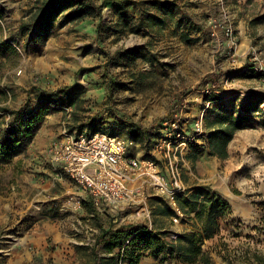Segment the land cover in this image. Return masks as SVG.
I'll list each match as a JSON object with an SVG mask.
<instances>
[{"label":"rangeland","instance_id":"374dc122","mask_svg":"<svg viewBox=\"0 0 264 264\" xmlns=\"http://www.w3.org/2000/svg\"><path fill=\"white\" fill-rule=\"evenodd\" d=\"M95 1L101 19L59 21L47 41L26 47L19 28L36 0H0V140L13 112L22 123V135L14 137L21 165L13 172L0 165V264H102L108 244L119 254L133 233L154 232V225L168 227L155 232L165 251L138 241L130 254L139 255L137 264H174L161 262L166 244L175 232L199 228L190 203L181 228H169L168 215L158 210L165 200L150 202V217L97 208L52 163L51 148L65 131H110L144 148L168 118L178 115L189 126L204 112L207 127L219 111L249 120L230 142L227 162L203 154L205 146L194 169L185 166L184 179L192 195L204 189L229 206L220 236L203 246H217L215 264H258L256 257L264 258V0ZM249 96L257 103L252 113L245 110ZM71 194L84 198L79 211L68 205Z\"/></svg>","mask_w":264,"mask_h":264},{"label":"built area","instance_id":"2783aa9c","mask_svg":"<svg viewBox=\"0 0 264 264\" xmlns=\"http://www.w3.org/2000/svg\"><path fill=\"white\" fill-rule=\"evenodd\" d=\"M208 138L204 112L189 126L175 115L161 123L144 148L110 131H65L50 155L52 163L97 208L113 205L139 217H150V202L161 198L178 219H184L177 200L192 191L184 179V168L191 163L187 157L193 147L208 146ZM83 201L81 194H71L67 199L73 211H79Z\"/></svg>","mask_w":264,"mask_h":264},{"label":"trees","instance_id":"16d2710c","mask_svg":"<svg viewBox=\"0 0 264 264\" xmlns=\"http://www.w3.org/2000/svg\"><path fill=\"white\" fill-rule=\"evenodd\" d=\"M102 18V6L97 4L95 0H36L33 8L22 19L19 28L20 33L26 38V47L45 42L53 31L54 25L57 22L62 24L79 23L90 17ZM7 46V44L5 45ZM1 95V94H0ZM2 100L4 95L2 94ZM253 97L249 96L245 110L252 113L256 104L252 102ZM254 105V106H253ZM3 111H7L3 109ZM229 116H226L228 115ZM14 118L10 125L3 131V137L0 140V158L11 159L17 150L19 144L18 140H14L16 135L21 132V113L13 112ZM249 120L246 115H239L235 117L229 111H219L215 114L213 122H207V127L210 129L208 138V145L210 155L221 160H226L228 155V146L233 140L235 134L244 129L245 124ZM264 128V123H263ZM29 132H27V135ZM22 135V134H21ZM199 154V148L193 147L192 152L187 159L191 162L193 169ZM191 196L190 198H187ZM203 197V198H202ZM202 198V199H201ZM159 198H155L157 200ZM160 202H163L159 199ZM178 205L184 213L185 206L191 204V212H195V220L199 224L196 231L185 232L178 235L172 242L166 244V253L161 258V262H166L168 258H177L180 264H215L213 254L219 255L217 246L211 249H204L205 242L212 241L220 236V218L224 216L229 210V206L222 198L217 196H210L204 192V189L197 190L196 194L187 195L186 197L178 198ZM184 201V202H183ZM186 202V203H185ZM165 204L164 208L158 210L162 215H170L171 211ZM186 211V210H185ZM145 233V234H144ZM138 241L141 245L153 242V250L161 254L165 250L162 249V236L147 228L143 231L138 230L132 235V239L126 246L122 248V252L112 255L117 247L110 243L106 247L108 257L101 258L102 264H137L139 255L134 256L130 254V248ZM78 248V247H77ZM130 249V250H129ZM94 252V250H92ZM136 252V251H135ZM94 255L99 256L97 252ZM258 264H264V258L256 257Z\"/></svg>","mask_w":264,"mask_h":264},{"label":"crops","instance_id":"0c3cea01","mask_svg":"<svg viewBox=\"0 0 264 264\" xmlns=\"http://www.w3.org/2000/svg\"><path fill=\"white\" fill-rule=\"evenodd\" d=\"M227 151H228V155L230 156L231 155V152H230V150L229 149H227ZM203 154H210V151H209V149H208V147L205 149V153H203ZM21 159H22V154H16V156H13V158L12 159H8V160H6V159H3V158H0V165H2V166H4V167H7V169H5L6 171L8 170V171H14L15 169H18L19 168V165H21ZM229 159V157L226 159V160H221V159H219V160H221V161H224V162H227V160ZM189 195H191V192L189 193ZM203 198V197H202ZM201 198V199H202ZM160 200H162L163 201V199H161V198H159ZM12 204L13 203H11V205H10V211H12ZM164 206L165 205H162V204H159L158 205V209L159 208H164ZM168 208H169V210L171 211V214L168 216V224H169V228L170 227H179V228H181L180 227V224H179V222H180V219H178L177 217H176V215H175V213H174V211L172 210V208L170 207V206H168ZM23 213L25 214V216H27V213H26V211L25 210H23ZM157 218V216H155V219ZM154 219V223H156L157 224V220H155ZM184 225V224H183ZM153 228H155V230H154V232H167L168 231V227L167 228H165V229H158L157 228V225H154V227ZM184 232H186V231H184ZM183 231L182 232H175L176 234H178V235H180V234H182V233H184ZM173 263L174 264H180L179 262H178V260H177V258L176 257H174L173 259Z\"/></svg>","mask_w":264,"mask_h":264}]
</instances>
